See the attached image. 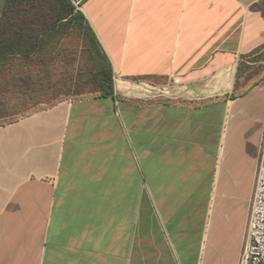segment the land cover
I'll list each match as a JSON object with an SVG mask.
<instances>
[{"label":"crops","instance_id":"0c3cea01","mask_svg":"<svg viewBox=\"0 0 264 264\" xmlns=\"http://www.w3.org/2000/svg\"><path fill=\"white\" fill-rule=\"evenodd\" d=\"M78 2L115 94L28 107L44 73H0V264H239L264 140V0Z\"/></svg>","mask_w":264,"mask_h":264},{"label":"trees","instance_id":"16d2710c","mask_svg":"<svg viewBox=\"0 0 264 264\" xmlns=\"http://www.w3.org/2000/svg\"><path fill=\"white\" fill-rule=\"evenodd\" d=\"M76 38L82 41L80 54L87 55L92 64L86 83L97 92L95 95H114L112 63L76 0H6L0 19V73L7 65L11 68L20 62L32 70L26 72L24 79L34 77L36 67L47 78L52 61L61 50H68L63 44ZM76 50H72V55L78 53ZM79 88H83L82 84ZM82 93L74 91L77 95Z\"/></svg>","mask_w":264,"mask_h":264},{"label":"rangeland","instance_id":"374dc122","mask_svg":"<svg viewBox=\"0 0 264 264\" xmlns=\"http://www.w3.org/2000/svg\"><path fill=\"white\" fill-rule=\"evenodd\" d=\"M63 45L66 46L68 50H61L57 58L52 61L48 77H43V82L41 76L44 72L38 67L35 68L36 76L34 75V77L37 78V75L40 76L42 74L40 76L41 79L38 77L39 80H41V83L39 86H35L33 95L30 93L32 96H29L28 94L22 95V98L25 100V106L27 105L28 107H31V105H33L35 107L41 101L46 103L51 102L53 104L57 99L63 98L68 93L74 98H78L79 96H94L97 94V92L90 87L91 85L86 83L88 79V69L92 64L88 63L89 57L87 55L83 56V54H80L82 47L81 39H72L66 41ZM75 48H77L76 51L78 53L72 55V50ZM19 66L11 68L10 71L7 70L5 73L10 74L7 75L6 78L8 79L10 76L15 79L14 77H18L26 71V69H23L24 67L22 66V63L19 62ZM79 84H82V89H78ZM5 86L9 87L12 93L16 91V87H13V83L9 84L7 82ZM3 88L5 89L6 87ZM19 90L21 92L20 87ZM74 91H83V93L77 95L74 94ZM11 98H14V96L8 95L7 100H10Z\"/></svg>","mask_w":264,"mask_h":264},{"label":"built area","instance_id":"2783aa9c","mask_svg":"<svg viewBox=\"0 0 264 264\" xmlns=\"http://www.w3.org/2000/svg\"><path fill=\"white\" fill-rule=\"evenodd\" d=\"M239 264H264V140Z\"/></svg>","mask_w":264,"mask_h":264},{"label":"water","instance_id":"95a60500","mask_svg":"<svg viewBox=\"0 0 264 264\" xmlns=\"http://www.w3.org/2000/svg\"><path fill=\"white\" fill-rule=\"evenodd\" d=\"M77 5H79V2L77 3Z\"/></svg>","mask_w":264,"mask_h":264}]
</instances>
